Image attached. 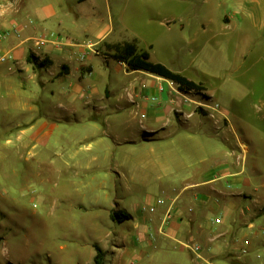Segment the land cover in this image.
Segmentation results:
<instances>
[{
    "label": "rangeland",
    "instance_id": "obj_1",
    "mask_svg": "<svg viewBox=\"0 0 264 264\" xmlns=\"http://www.w3.org/2000/svg\"><path fill=\"white\" fill-rule=\"evenodd\" d=\"M129 1L128 13L112 15L118 31L125 28L121 40L135 41L150 52L151 61L203 83L205 90L190 92L204 104L189 122L175 117L168 131H161L173 132L165 140L120 148L125 174L77 172L62 165L60 154L46 143L16 141L23 127H10L0 141V264H97L96 245L107 246L100 264H210L199 258L202 250L191 248L201 241L191 242L190 248L176 242L156 245V240L152 247H138L134 223L110 222L104 206L121 202L141 220L150 214L154 198L176 196L183 180H200L211 163L221 160L244 172L240 181L221 178L206 194L214 222L223 206L232 212L229 232L221 238L231 254L211 262L264 264V31L236 14V0ZM207 8L216 9L212 25L218 36L212 41L201 26L204 15L194 13ZM164 88L171 92L169 82ZM216 103L227 121L206 116H213L209 107ZM135 110L131 124L138 130L148 119L141 107ZM124 117L118 116L113 128L120 136H133L125 130ZM224 168L217 169L218 175ZM105 180L108 196L100 187ZM115 230L121 235L118 242ZM247 239L252 245L243 255L239 246ZM142 249L148 253L139 259Z\"/></svg>",
    "mask_w": 264,
    "mask_h": 264
},
{
    "label": "crops",
    "instance_id": "obj_2",
    "mask_svg": "<svg viewBox=\"0 0 264 264\" xmlns=\"http://www.w3.org/2000/svg\"><path fill=\"white\" fill-rule=\"evenodd\" d=\"M129 3V0H0V32L5 34L0 36V141L12 131L10 127H23L16 132V141L46 143L56 149L61 164L70 169L125 174L127 166L119 160L120 148L165 140L173 132L161 131H168L175 117L189 122L196 115L197 108L204 104L201 99L181 91L177 84L162 76L128 69L126 63L108 50V44L135 43L121 40L125 28L118 31L112 17L114 13H128ZM236 6V14H244V21L264 31V0H236ZM194 13L204 15L201 26L208 41L217 38L212 25L216 9H198ZM225 20L232 23L229 16ZM166 82L171 85L170 93L164 88ZM113 97L117 100L112 101ZM135 107L145 110L148 119L138 130L131 124L137 114ZM211 113L213 116H206L216 123L227 121L221 105ZM121 114L125 116V130L133 136H120L114 130ZM224 165L223 174L218 175L217 169ZM235 169L234 162L211 163L200 180H183L176 196L154 198L150 208L155 210H149L150 214L141 220L121 202L105 204L104 210L112 223L119 222L111 218L112 211L130 215L125 221L134 223L133 242L138 247L176 242L190 248L191 242L201 241L199 258L213 264L212 259L220 256L226 259L224 255L231 254L230 244L221 238L229 232L232 212L223 206V215L216 217L221 222L215 223L208 212L211 204L206 194L223 177L240 181L244 169ZM100 187L108 196L107 180ZM202 194L206 198H200ZM140 212L143 213L141 208ZM214 225L217 233H213ZM109 233L107 239L111 237ZM114 235L118 242L121 238L118 230ZM246 241L248 247L252 245L251 240ZM110 244L117 247V243ZM96 246L107 251V246ZM147 253L140 250L138 258Z\"/></svg>",
    "mask_w": 264,
    "mask_h": 264
},
{
    "label": "trees",
    "instance_id": "obj_3",
    "mask_svg": "<svg viewBox=\"0 0 264 264\" xmlns=\"http://www.w3.org/2000/svg\"><path fill=\"white\" fill-rule=\"evenodd\" d=\"M108 50L113 52V56L127 64L130 70H144L150 73L162 76L171 80L178 85L181 91H202L206 87L201 82H196L187 76L171 70L165 64L160 62H153L150 60V53L147 50H140L138 45L134 42L108 44ZM111 218L114 221L123 222L130 218V215L122 211H112ZM97 256L96 262L100 264L102 249L96 246Z\"/></svg>",
    "mask_w": 264,
    "mask_h": 264
},
{
    "label": "built area",
    "instance_id": "obj_4",
    "mask_svg": "<svg viewBox=\"0 0 264 264\" xmlns=\"http://www.w3.org/2000/svg\"><path fill=\"white\" fill-rule=\"evenodd\" d=\"M5 34L4 33H2V32H0V36H4ZM84 57H82V59H83ZM211 110L212 109H216V108H219V105L217 104V105H215L214 107L213 106H210L209 107ZM155 210V208H153V207H151L150 208V211L151 212H153ZM216 222L217 223H220L221 222V219H219V218H217L216 219ZM248 245H249V242L248 241H246L245 242V244H244V246L241 248V253L243 254V255H247L248 253H249V247H248ZM195 252H199L200 250H201V247L199 246V245H196V246H194V247H191ZM263 256H262V254H258V258H262Z\"/></svg>",
    "mask_w": 264,
    "mask_h": 264
}]
</instances>
